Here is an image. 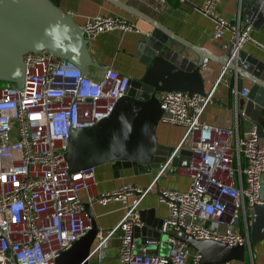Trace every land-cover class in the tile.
<instances>
[{"label": "built area", "instance_id": "2783aa9c", "mask_svg": "<svg viewBox=\"0 0 264 264\" xmlns=\"http://www.w3.org/2000/svg\"><path fill=\"white\" fill-rule=\"evenodd\" d=\"M157 10L166 0H152ZM185 1V0H182ZM220 0H204L197 8L214 23L213 38L221 41L230 33L228 45L234 52L251 39L253 29L241 22V9L234 21L217 10ZM87 39L114 29L135 26L116 16L88 17L81 25ZM207 59L203 61L206 67ZM21 87L0 88V264H56L67 250L91 228L80 191L86 190L88 204L106 205L136 194L120 221L105 234L99 233L91 250L99 254L108 239L121 231L117 264H201L199 251L189 249L186 238L212 239L230 246L250 249L252 210L264 205V143L256 125L240 134L239 109L233 126L203 123L206 105L213 101V88L224 78L223 68L211 91L205 94L171 90L157 93L162 108L159 123L180 126L183 137L175 151L190 137L188 164L182 168L190 178L187 189L163 188L158 199L167 207L160 232L137 250L132 227L141 225L138 204L156 180L170 168L173 154L160 164L150 185H123L97 193L95 168L68 172L64 155L71 132L91 127L110 115L116 102L127 95L130 77L110 66L100 74L66 62L47 50L23 54ZM235 89V88H234ZM247 88L240 92L245 96ZM234 104L238 105L237 93ZM224 263L209 264H230Z\"/></svg>", "mask_w": 264, "mask_h": 264}, {"label": "water", "instance_id": "95a60500", "mask_svg": "<svg viewBox=\"0 0 264 264\" xmlns=\"http://www.w3.org/2000/svg\"><path fill=\"white\" fill-rule=\"evenodd\" d=\"M107 1L149 23L153 27L151 37L157 45L155 51L148 52L152 55L146 60L143 75L130 77L127 95L116 102L110 115L91 127L71 132L64 155L68 172L84 171L105 163L111 164L113 177H119L120 170L127 168L138 173L141 166L157 172L160 164L173 153L170 167H186L190 155L188 149L175 151L176 147L158 141L156 129L162 108L157 93L180 90L205 94L204 59L232 71L236 82L242 79L249 82L247 94L238 99V109L256 125V133L264 143V127L258 121L264 109V60L242 48L234 52L228 43L224 44V53L218 55L182 39L130 5L119 0ZM240 3L242 17L254 28H260L264 24V0H240ZM89 41L73 15L51 0H0V80L22 86L23 54L29 50H47L82 72L88 67L104 69L92 57ZM84 206L92 221L91 228L58 255L56 264H89L98 228L89 204ZM138 213L141 225L132 227V236L138 238L150 234L151 238L161 240L163 220L153 216V209H138ZM263 238L264 205L256 204L250 221V249L193 236H188L186 242L200 252L201 264H209L244 261L246 251L251 253V247Z\"/></svg>", "mask_w": 264, "mask_h": 264}, {"label": "crops", "instance_id": "0c3cea01", "mask_svg": "<svg viewBox=\"0 0 264 264\" xmlns=\"http://www.w3.org/2000/svg\"><path fill=\"white\" fill-rule=\"evenodd\" d=\"M63 11L73 15L74 20L82 25L88 17L93 16H116L123 18L133 24L135 29L101 32L89 41V50L94 59L104 68L107 66L128 75L132 78H139L147 68L146 60L156 49V42L151 37L153 27L118 6L107 0H51ZM134 9L150 16L170 31L189 41L190 43L211 50L218 55L225 51L224 44L229 42L230 33L226 31L221 41L213 38V21L205 16L197 8L204 0H166L159 9L154 8L152 0H119ZM241 9V22L247 19L242 17L243 6L240 0H220L217 10L218 13L229 21H234L237 13ZM251 39L243 44L242 49L261 60H264V24L260 28H254L250 32ZM152 51L150 54L148 52ZM190 56L195 55L185 50ZM98 69V68H96ZM222 66L212 60H208L204 70L205 93L212 90L216 79L222 70ZM103 69H98L93 74H100ZM250 84L246 79L235 80L232 71H225L224 78L218 81L213 88V101L208 103L201 116L203 123L230 127L235 122V112L238 105L234 104L235 93L237 99L241 96L243 88L249 89ZM235 88V89H234ZM258 121L264 127V109L261 110ZM249 117H240V134L246 135L251 128ZM156 134L158 141L176 147L184 134V129L180 126L161 124L157 126ZM190 141H183L181 148L188 149ZM185 156V155H183ZM178 161H183L178 159ZM156 172L139 167V172L127 168L120 170L119 177H113L110 163L101 164L95 167L97 185L94 191L97 193L111 191L123 185H137L145 187L154 180ZM264 196V173L262 174ZM190 178L182 171V168L170 167L161 175L151 187L150 191L141 199L138 209H153V216L163 220L167 216V207L158 199V191L163 188H174L185 190L189 186ZM136 194L129 195L125 200H111L106 205L97 202L89 204L90 211L95 221L99 233L105 234L114 227L126 212V208L132 203ZM82 201L87 202L86 190L80 191ZM92 223V221H91ZM121 231L112 235L107 245L99 254H93L89 258V264H117L118 250L120 246ZM152 237L150 234L139 236L135 240L137 250L146 246L149 252L155 251L158 246L145 245V239ZM98 241L96 238L93 245ZM161 251H166L168 244L165 237L161 238ZM230 264H264V238L251 247L248 259L244 261H231Z\"/></svg>", "mask_w": 264, "mask_h": 264}, {"label": "rangeland", "instance_id": "374dc122", "mask_svg": "<svg viewBox=\"0 0 264 264\" xmlns=\"http://www.w3.org/2000/svg\"><path fill=\"white\" fill-rule=\"evenodd\" d=\"M87 70L89 71V72H97V70L98 69H96V68H94V67H88L87 68ZM12 86H14V87H16V84L14 83V82H11V81H4V80H0V88H6V87H12ZM162 124V123H161ZM159 125V124H158ZM157 135V134H156ZM190 141V137L187 139V143ZM249 213H252V210L251 209H249ZM164 236V235H163ZM165 237V236H164ZM165 239H166V237H165ZM189 249H193L191 246L189 247ZM249 250H247L246 251V253H245V259L247 260L248 259V257H249Z\"/></svg>", "mask_w": 264, "mask_h": 264}]
</instances>
